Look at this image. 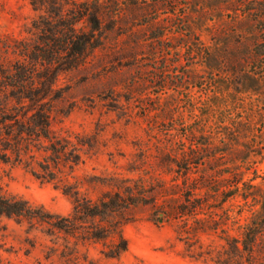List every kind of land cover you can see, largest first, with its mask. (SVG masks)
I'll use <instances>...</instances> for the list:
<instances>
[{
    "label": "rangeland",
    "instance_id": "obj_1",
    "mask_svg": "<svg viewBox=\"0 0 264 264\" xmlns=\"http://www.w3.org/2000/svg\"><path fill=\"white\" fill-rule=\"evenodd\" d=\"M92 3L103 41L77 66L24 60L37 26ZM257 66L264 0H0V194L74 217L0 215V264H264Z\"/></svg>",
    "mask_w": 264,
    "mask_h": 264
},
{
    "label": "trees",
    "instance_id": "obj_2",
    "mask_svg": "<svg viewBox=\"0 0 264 264\" xmlns=\"http://www.w3.org/2000/svg\"><path fill=\"white\" fill-rule=\"evenodd\" d=\"M88 7L90 8L86 7L74 11L73 14H75V17L73 15L71 19L58 15L55 19H51L50 21L46 20L42 25L37 26L44 33L40 36V41L34 45L32 50L24 48V60H26V56L28 57L30 54H34L38 61L49 65L48 70L50 74H48L47 78L51 77L55 72L77 66L89 51L100 46L103 41V20L100 5L92 3ZM82 18H85L87 21L89 27L87 31L79 30L76 27L77 22ZM24 60L23 62L18 61L14 67V75L20 74V72L23 75L17 81V84H15L20 88H25L24 80L26 79L27 69ZM243 61L240 62L242 63ZM258 68H261V70ZM244 72L246 74L244 75L245 79H249L253 84L259 82L260 79H264L263 67L248 68ZM46 85L47 83H45ZM29 96H31L29 98L33 97V95ZM7 116L4 115V117L0 118V121L5 123L9 118ZM102 204L109 208V202L103 201ZM81 209L87 216H96L104 212L98 205L88 203H84ZM0 215L16 220L24 218L40 219L62 230H69L74 224L73 216L61 217L47 212L42 207L34 206L28 200L17 195L6 196L0 194ZM92 235H95L94 237L96 238L101 237L99 233H93ZM119 239L114 249H111L108 253L109 256L117 257L128 249V241L120 231Z\"/></svg>",
    "mask_w": 264,
    "mask_h": 264
}]
</instances>
